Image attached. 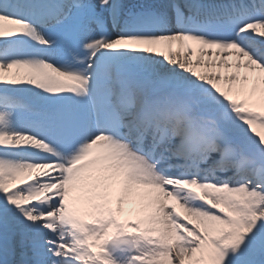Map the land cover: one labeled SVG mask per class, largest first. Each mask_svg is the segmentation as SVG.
I'll return each mask as SVG.
<instances>
[{"label": "snow or ice", "instance_id": "snow-or-ice-1", "mask_svg": "<svg viewBox=\"0 0 264 264\" xmlns=\"http://www.w3.org/2000/svg\"><path fill=\"white\" fill-rule=\"evenodd\" d=\"M0 264H264V0H0Z\"/></svg>", "mask_w": 264, "mask_h": 264}, {"label": "bare ground", "instance_id": "bare-ground-1", "mask_svg": "<svg viewBox=\"0 0 264 264\" xmlns=\"http://www.w3.org/2000/svg\"><path fill=\"white\" fill-rule=\"evenodd\" d=\"M229 62L231 63L232 61L230 60ZM231 71L232 70H225V74H230ZM241 74H243V70H242V73Z\"/></svg>", "mask_w": 264, "mask_h": 264}, {"label": "rangeland", "instance_id": "rangeland-1", "mask_svg": "<svg viewBox=\"0 0 264 264\" xmlns=\"http://www.w3.org/2000/svg\"><path fill=\"white\" fill-rule=\"evenodd\" d=\"M258 131H262V130H260L259 128L257 129Z\"/></svg>", "mask_w": 264, "mask_h": 264}]
</instances>
